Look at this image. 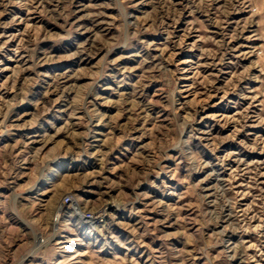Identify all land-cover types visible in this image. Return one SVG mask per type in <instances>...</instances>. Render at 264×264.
<instances>
[{"label": "rangeland", "instance_id": "obj_1", "mask_svg": "<svg viewBox=\"0 0 264 264\" xmlns=\"http://www.w3.org/2000/svg\"><path fill=\"white\" fill-rule=\"evenodd\" d=\"M0 264H264V0H0Z\"/></svg>", "mask_w": 264, "mask_h": 264}, {"label": "bare ground", "instance_id": "obj_2", "mask_svg": "<svg viewBox=\"0 0 264 264\" xmlns=\"http://www.w3.org/2000/svg\"><path fill=\"white\" fill-rule=\"evenodd\" d=\"M74 211H77L76 213H78L81 216L82 212L80 211V207H79V204L77 202H74ZM104 212H105V210L102 209V211L98 212V214H96V215H94V214L93 215H90L88 218H89V220L92 221L91 223H96L100 219L101 220L103 219V217L105 216V213ZM57 217H58V211H57V213L55 215L54 220H56Z\"/></svg>", "mask_w": 264, "mask_h": 264}, {"label": "built area", "instance_id": "obj_3", "mask_svg": "<svg viewBox=\"0 0 264 264\" xmlns=\"http://www.w3.org/2000/svg\"><path fill=\"white\" fill-rule=\"evenodd\" d=\"M71 201V198L69 196H65L64 202H69ZM90 214H88L86 217H88Z\"/></svg>", "mask_w": 264, "mask_h": 264}]
</instances>
